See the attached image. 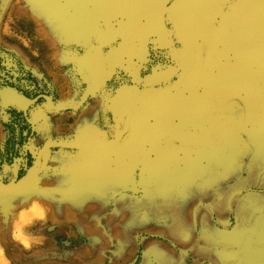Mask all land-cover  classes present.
Masks as SVG:
<instances>
[{
    "label": "rangeland",
    "instance_id": "obj_1",
    "mask_svg": "<svg viewBox=\"0 0 264 264\" xmlns=\"http://www.w3.org/2000/svg\"><path fill=\"white\" fill-rule=\"evenodd\" d=\"M113 1L0 0V185L24 175L47 140L110 141L133 91L164 87L178 77L157 22L164 0H152L154 32L140 43L118 35ZM237 1L199 0L210 15L198 41L199 76L190 74L185 40L170 17L181 7L174 4L166 13L186 75L163 95L179 90L196 98L202 110L195 117L169 99L157 128L138 131L137 102L127 131L101 151V164L96 161L103 180L95 190L81 185L94 172L88 171L91 155L84 154L88 165L73 149L51 147L23 189L0 195V247L11 264H264V112L256 113L264 104V77L259 97L244 83L219 78L238 60L230 19ZM91 10L107 12L109 24L91 19ZM222 132L231 133L227 153L218 152L212 139ZM125 149L131 154L123 156ZM152 149L172 154L173 164L164 160L143 174ZM176 170L182 173L177 178ZM170 182L182 184L175 189ZM32 198L52 213L47 224L28 229L46 237L44 244L25 252L10 240L9 225L13 210Z\"/></svg>",
    "mask_w": 264,
    "mask_h": 264
},
{
    "label": "bare ground",
    "instance_id": "obj_2",
    "mask_svg": "<svg viewBox=\"0 0 264 264\" xmlns=\"http://www.w3.org/2000/svg\"><path fill=\"white\" fill-rule=\"evenodd\" d=\"M178 1L179 0H176L168 4L166 13H168L170 9H172L171 7L175 5L176 6L179 5L181 7V8H178V9H181L180 12H178L177 14L175 13V15H174V12H172V16L170 15V17L174 19L176 23L175 26L177 27L176 29L178 30L176 34L178 35V37L185 40L183 41L184 42L183 50H184L186 61L189 60L190 70H191L190 74L192 76L194 75L199 76L201 72L200 66L201 64H203L202 63L203 60L200 59L198 41H200V37L204 33L208 25V22H209L210 15L208 14V11H207L208 7H206L204 4H201L199 0H184L183 2L181 1V3L179 2L178 4H175ZM166 2L167 0L163 1L158 11L157 22H158L159 29H160L159 13H160L162 6ZM152 6H153L152 0H114L112 3L113 8H111L112 10L110 12H113L112 15H118L120 18L117 22L118 25H115V27L118 28V32H117L118 35L125 39L135 38L136 42L140 43L149 34L153 33L154 24L152 23V19L149 14L151 12ZM89 16L91 19L101 17L103 18V21H105L106 25L109 24L108 21L110 19L107 18L109 17V15H107V12H106V15L104 14L101 15V11L99 12L98 10H91ZM106 18L108 19V21L105 20ZM230 19L233 23V26H235L233 36L235 38V41H237L238 43V60L234 67L231 66V67H225L222 69V72L220 73V77H219L220 81L222 83H229L231 81L235 83H240V84L244 83L245 85L250 87V90L256 91L257 93L256 96L259 97V95L262 94L261 92L259 93V89H260L259 81L262 77H264V0H238L237 2L231 5ZM160 31L162 35L164 36V33L162 32L161 29ZM126 48L128 49L130 53H132L133 50L130 44ZM138 51H139V48L136 46L135 52H138ZM178 54L180 55V53ZM180 57L182 59V65H183V71H184L183 78H182L183 80L186 75V65H185L186 63H184L185 62L184 57H182V55H180ZM175 61L178 64V74H179L180 65L178 63V60L175 59ZM167 72L170 73L172 71L171 69H168ZM241 75H243L245 78H241ZM159 77L160 75L157 74L152 78V80H156ZM179 84H177V86ZM160 88H163V87L140 88L142 91H144L143 92L144 94L140 96L138 95L135 97L132 96V94L135 91L140 90V89H137L133 91L129 95L128 99L126 100V103L124 105V112H123L124 116H125V112L129 104H130V110H131L130 116L132 115L133 106L135 103L138 102L140 105H142L140 107L141 109L140 117L137 122L138 131L150 132L157 128L156 121L159 122V118H163V114H165V107L168 102L167 100L169 99H170L169 103L178 106L188 116L195 117L196 115L194 113H198L199 111L202 110L200 103L196 102V98H188L186 97L187 93L184 96L182 92L179 93V90H177L176 92L175 91L171 92L168 96H165L166 94L163 95V93L165 92H162V93H149L148 92V91H152V90L160 89ZM120 94L122 95V93ZM259 106L260 107L256 109V113L258 115H262L264 112V109H263L264 104L262 105L261 103H259ZM130 121H131V117H130ZM158 130L159 129H157L156 131ZM227 130L228 129H226L225 131ZM230 136H231V133L225 134L224 132L213 134L212 139L214 140L215 148L217 149L218 152L227 153L229 151L230 145H231ZM54 141L55 140H49V141L47 140L45 143L41 145V147L36 152L34 159L36 158L37 154H39V158H40L38 167L41 162L42 154L44 153L46 149L51 148V147H62V146H51V147L45 148V146H43L44 144H50L51 142H54ZM59 142H68V141H59ZM73 143H76V142H73ZM80 144L94 145V144H87V143H80ZM96 145H102V144L97 143ZM42 146L45 149H42ZM113 146L109 148H112ZM63 148H69V147H63ZM109 148L102 149V150L78 149L81 151V153L86 152L84 154L91 155L92 161L94 162V165H93L94 172L88 173L87 175L85 174V176L82 177L83 180L81 182V185L84 188L86 189L94 188L95 190L98 183L103 180V174H102L101 168L97 166V163H96L97 160L94 157L98 156L99 152L103 150H107ZM71 149H75V148H71ZM122 152H123L122 153L123 156H126L127 154L128 155L131 154V152L128 151V149H125ZM124 160L125 159H123L122 161L116 164H121L123 163ZM160 160H166L171 165L173 164L172 156L168 154L166 151H164V153H158V154H155L152 158L150 159L148 158L147 161L143 164L142 170L144 171L146 168L150 166H155L157 162H159ZM36 169H37V165L34 166V170ZM28 171L29 169L26 172ZM36 173L31 172L30 174H28L23 180H21V181H24L23 183H21L19 180L20 178L23 177L22 175L19 179H17L19 181L16 180V181L11 182L12 184L14 183V185H16L17 187L14 191H11L8 193H0V195H12L14 193H18L20 189H23L26 186V184L30 180H32V178L34 177ZM174 173L176 175V176L174 175L176 178L182 175V173L178 170L174 171ZM186 176H189V175H186ZM0 186H5V185H0ZM25 196L28 198V195H25ZM26 197L24 198V200L26 199ZM23 203L25 204L27 202H23Z\"/></svg>",
    "mask_w": 264,
    "mask_h": 264
},
{
    "label": "clouds",
    "instance_id": "obj_3",
    "mask_svg": "<svg viewBox=\"0 0 264 264\" xmlns=\"http://www.w3.org/2000/svg\"><path fill=\"white\" fill-rule=\"evenodd\" d=\"M52 208L38 198H32L25 204L18 205L13 210V218L9 225V237L25 252H30L34 246L43 245L46 237L36 235L28 229L39 222L44 225L49 222ZM55 223V217H52ZM0 264H11L5 254V249L0 247Z\"/></svg>",
    "mask_w": 264,
    "mask_h": 264
},
{
    "label": "water",
    "instance_id": "obj_4",
    "mask_svg": "<svg viewBox=\"0 0 264 264\" xmlns=\"http://www.w3.org/2000/svg\"><path fill=\"white\" fill-rule=\"evenodd\" d=\"M174 1H176V0H167V2L162 6L160 13H159V24H160V29L164 33L165 40H166V46L168 48V51H170V54L176 60H178V63L180 65V71H179L178 77L176 78L175 81H173L169 85L164 86L163 88L148 91L149 93H162V92L166 93V92L172 91L177 86V84H179L182 81V78H183L184 71H183L182 59L177 52L173 37H172L170 31L168 30L166 19H165L166 18L165 14H166V9L168 7V4H170ZM143 92L144 91H142L141 89L137 90L132 94V96H134V97L138 96V95L140 96V95L144 94ZM130 111L131 110H130V104H129L127 109H126V112H125L122 128L120 129L119 133L108 143H105L102 145H85V144L73 143V142L54 141V142H51L50 144H44L43 146H45V148H48L51 146H62V147H69V148H75V149H85V150H102V149L109 148V147L115 145L116 143H118L120 141V139L122 138V136L124 135V133L127 131L129 123H130V117H131ZM43 146H42V149H45ZM39 160H40L39 154H37L36 158L34 159L33 163L31 164V166L29 168V171L26 172L25 175H23V177L19 179L21 183L24 182L21 180H23L28 174H30L31 172H35V173L37 172V170L39 169V167H38ZM35 165H37L36 170H34ZM19 180H17V181H19ZM16 188L17 187H16V185H14V183L13 184L11 183L10 185L0 186V193H8V192L14 191Z\"/></svg>",
    "mask_w": 264,
    "mask_h": 264
},
{
    "label": "crops",
    "instance_id": "obj_5",
    "mask_svg": "<svg viewBox=\"0 0 264 264\" xmlns=\"http://www.w3.org/2000/svg\"><path fill=\"white\" fill-rule=\"evenodd\" d=\"M149 87V86H148ZM155 88V87H154ZM159 88V87H158ZM120 90L122 91V92H124L126 89L125 88H120ZM123 98V97H122ZM98 134L99 133H97V132H94L92 135H94V136H98ZM150 138H152V137H150ZM149 138V139H150ZM55 141H58V140H55ZM59 141H64V140H59ZM65 141H68V142H70L69 140H65ZM84 141H93V142H91L92 144H94V145H96V142H94V140H78V141H74V142H76V143H87V142H84ZM88 144V143H87ZM64 149V148H63ZM68 150L69 149H71V148H67ZM122 151V150H121ZM73 152H77L76 154H77V157L78 158H80V159H82L83 161H85L88 165H90V161H89V159H86L87 157L86 156H84V153H79V152H81L80 150H78V149H73ZM131 152V151H130ZM150 152H152V155L154 156L155 154H158V153H164V151H159V150H154V149H152V151H150ZM116 153H118V152H116ZM119 153H120V151H119ZM172 155V154H171ZM152 156V157H153ZM175 156V155H174ZM98 157V158H97ZM118 157H119V155H118ZM97 161H98V163L99 164H101V162H100V159L102 158V152H99L98 153V156H95L94 157ZM95 160V161H96ZM118 160V159H117ZM147 160V159H146ZM145 160V161H146ZM145 161H143V162H145ZM162 161H164V160H160L159 162H157V164L155 165V166H150V167H148V168H146L144 171L141 169V172H143V174H147L148 172H149V170H151V169H158V165H160L161 163H162ZM117 162V161H116ZM131 163V162H130ZM90 168H89V172H92L91 171V168L93 167V166H89ZM131 168H134L133 166L132 167H130V169ZM179 171V170H178ZM173 171H172V168L170 167V173H169V175H168V177L165 179V181L166 182H168L169 180V176L171 175V173H172ZM118 175H116V177H117ZM113 180H115V178H113ZM122 180V179H121ZM116 181V180H115ZM165 181H163V182H165ZM118 182V181H117ZM170 183H172V185L174 184L173 182H170ZM181 184H182V182H181ZM180 184V185H181ZM180 185H176V184H174V186H176V187H174L175 189L178 187H180Z\"/></svg>",
    "mask_w": 264,
    "mask_h": 264
}]
</instances>
